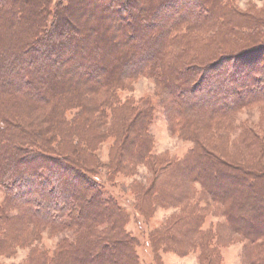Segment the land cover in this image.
Segmentation results:
<instances>
[{"label":"trees","instance_id":"trees-1","mask_svg":"<svg viewBox=\"0 0 264 264\" xmlns=\"http://www.w3.org/2000/svg\"><path fill=\"white\" fill-rule=\"evenodd\" d=\"M141 77L154 81L166 120L182 134L264 103V10L242 13L231 0H0V189L3 214H18H1L0 256L49 229L74 240L65 235L52 255L36 246L25 264H141V243L103 180L156 162L149 187H130L139 217L149 218L154 202L189 199L195 184L201 199L149 235L152 264H162L160 249L185 243L178 236L189 245L179 255L196 249L203 264H219L202 228L212 205L232 234L264 239L262 166L255 173L228 161L196 135L183 159L155 157L154 105L119 96ZM109 140L104 166L97 149ZM195 235L203 237L190 241Z\"/></svg>","mask_w":264,"mask_h":264},{"label":"rangeland","instance_id":"rangeland-1","mask_svg":"<svg viewBox=\"0 0 264 264\" xmlns=\"http://www.w3.org/2000/svg\"><path fill=\"white\" fill-rule=\"evenodd\" d=\"M233 5L242 13L257 14L264 10V0H231ZM55 5V4H54ZM53 5V7H54ZM226 85V83L224 82ZM233 88V87H232ZM211 96V93L205 91L204 98ZM120 101L133 99L135 103L141 100H149L155 107V118L152 123L150 133L153 141V154L155 157L162 160H181L190 153L194 145L191 142L193 135L199 137L204 142L205 146L216 152L219 156L225 157L228 161L247 162L250 171L259 172V168L254 166H262L264 170V103L249 104L241 108L231 120L213 121L209 125L200 128H190L186 133L182 134L178 130H173L172 125L164 115V110L160 105L161 97L159 90L153 80L145 77L131 81L126 90L119 93ZM96 97V96H95ZM93 96L87 98L88 101L95 100ZM202 99L206 101L207 99ZM21 115L29 116L30 112L21 111ZM37 117V116H36ZM113 140L104 143L98 150V161L101 164L107 165L109 161V150ZM155 167L146 165H138L135 167V176L118 177L113 183L104 181V189L106 199H114L118 206L123 208L128 216L129 223L126 230L136 237L140 247L136 249V253L140 258L141 264L153 263V249L150 245L151 233L165 228L168 225L178 223L185 214L186 207L195 206V202L201 199L200 185L195 184L190 188V197L181 203H176L173 206L161 207L153 203L151 205L149 218L139 217L135 211V196L130 192V187L134 185L150 186L155 179V170H160L161 166L156 162ZM30 168L29 166H26ZM104 171V170H103ZM255 172V173H257ZM103 179L104 177L101 176ZM222 182V181H221ZM137 183V184H136ZM223 183V182H222ZM229 182L223 183L225 187ZM147 187V188H148ZM5 196L0 189V219L3 216H17L16 210L8 209L5 215L2 212L5 207ZM201 208L205 209L200 202ZM204 204V203H203ZM220 208L210 206L206 209V217L203 224V231L207 232L205 241L211 240L216 248V253L212 254L213 260L220 259L219 264H253L254 250L260 255V264H264V239L259 240L254 244L246 241L239 235L232 234L223 224L224 219L220 217ZM41 232V233H40ZM211 232V234H209ZM30 233H36L34 230ZM40 234V236H39ZM70 238L74 237L71 233H66ZM64 234L57 232L51 233L49 229L37 231L39 240L33 246L28 248L16 247L10 253H3L0 256V264H25L30 258L32 249L38 247L41 251L52 253L56 250L57 245ZM201 235H195L194 238H189L190 241L200 239ZM35 237H31L34 239ZM36 240V238H35ZM178 240H185V243L180 246H169L166 250L160 249L159 253L162 257V264H203L199 250H190L186 255H179L176 250H181L189 247L187 240L183 236H178ZM172 248V249H170ZM175 249V251L173 250ZM252 250V254L251 253ZM10 254V255H9ZM255 264V260H254Z\"/></svg>","mask_w":264,"mask_h":264}]
</instances>
